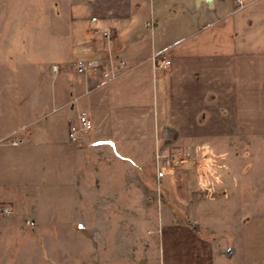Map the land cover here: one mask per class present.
<instances>
[{
    "label": "crops",
    "instance_id": "1",
    "mask_svg": "<svg viewBox=\"0 0 264 264\" xmlns=\"http://www.w3.org/2000/svg\"><path fill=\"white\" fill-rule=\"evenodd\" d=\"M103 28L112 38L102 35ZM83 56L104 67L124 60L123 73L105 82L99 69L67 68ZM80 113L93 127L72 142L69 126ZM7 138L22 142L2 144ZM234 139L252 143L253 152L264 156V0H0V183L17 185L23 176L6 171L27 166L31 156L48 159L51 173L39 190L46 196L34 205L37 218L47 210L39 217H58L57 226L71 218L54 205L67 201L63 173L72 155L80 160L79 193L94 197L89 202L103 196L108 202L113 195L99 189L103 172H114V156L143 167L154 155L156 163L174 166L181 160L173 154H188L180 163L185 167L207 148L213 180L207 186L215 187L216 158ZM262 176L257 208L249 214L238 206L228 210L227 219L241 222L229 225L235 240L222 244L220 231L204 229L212 233L207 237L194 217L176 222L166 208L156 264H264Z\"/></svg>",
    "mask_w": 264,
    "mask_h": 264
},
{
    "label": "rangeland",
    "instance_id": "2",
    "mask_svg": "<svg viewBox=\"0 0 264 264\" xmlns=\"http://www.w3.org/2000/svg\"><path fill=\"white\" fill-rule=\"evenodd\" d=\"M81 59L88 60V56ZM78 61L68 62L67 68L80 72L76 68ZM74 104L70 109L72 116L77 113ZM10 140H2V144L10 145ZM233 141L234 145L224 146L227 154L219 151V157L216 158L219 162L214 176L218 177L215 187L207 186L213 181L209 180L212 171H209L208 177L206 170L211 157V151L206 154L207 148L203 149V155L197 156L199 160H193L194 163L197 160L194 166L185 167H180V163L190 157L188 154L177 157L181 162H175L174 166L170 162L164 165L156 163L158 158L154 155L147 158L148 162L143 167L126 159L118 160L114 156V172H103V186L99 189L113 195L108 196V199L113 200L108 202L104 196V201L89 202L94 197L87 196L83 191L79 193L80 160L78 156L72 155L71 165L66 167L69 172H61L66 174L65 180L68 181L63 193L67 201H59L54 205L60 209L59 212L68 211L60 214L65 217L71 214V218L68 217L59 226L56 223L58 217H39L46 215L49 210L36 217L34 205L39 206L37 198L47 193L45 190L43 193L39 191L43 189L42 180H46L51 172L45 168L48 159L38 157L34 160V156H31L27 166L22 163L6 171L10 177L16 174L23 176L18 181L13 180L17 181V185L10 181L6 185L0 183V201L4 193L12 201L10 203L5 199L0 203V264H156L159 255L156 235L160 225L165 223L163 214L166 208L174 213L176 222H186L189 217H194L193 224H198L207 237L212 233L207 235L204 229L211 230L212 227L220 231L222 244L229 238L235 240L237 232L230 233V229L234 228L229 225L237 220L227 219V215H231L229 211L237 206L247 214L257 208L254 203L258 195L256 184L264 174L261 171L264 168V156L253 152L252 143L242 139ZM70 174L75 179L70 178ZM186 179L189 180L188 186H185ZM226 181L230 186L223 187ZM107 183L108 186H104ZM167 183L171 185L167 186ZM33 188L36 191L30 194ZM210 199H215V202L212 203ZM47 204L45 202L43 205L47 207ZM1 205H8L9 212L2 211ZM212 211L215 214H211ZM52 226L57 227L52 229ZM222 230L228 231L223 233Z\"/></svg>",
    "mask_w": 264,
    "mask_h": 264
},
{
    "label": "built area",
    "instance_id": "3",
    "mask_svg": "<svg viewBox=\"0 0 264 264\" xmlns=\"http://www.w3.org/2000/svg\"><path fill=\"white\" fill-rule=\"evenodd\" d=\"M239 4L241 3V0H236ZM91 21L96 22L97 21V17L93 16L91 18ZM102 35L106 38V39H110L111 37V32L110 29L107 28H103L102 30ZM160 53L154 54L152 56V58L154 60H158L161 56ZM161 62L167 64L169 63L168 60H161ZM161 65V63H160ZM124 66H125V61L123 60H119L117 62V64L112 65V67H104L102 66V64L96 60L93 59H88V60H80L76 63V68L80 71V72H89V71H95L97 69H99L103 75V77L105 78V82H109L114 80L115 78H117L118 76H120L123 73L124 70ZM101 68V69H100ZM58 69V65L57 64H53L52 65V70L56 71ZM93 127V123L92 120L85 114H79L77 116V119L70 124L69 126V130H68V137L71 141H77L79 138V135L82 133H88ZM22 140H12L11 144L13 145H17L19 143H21ZM180 153H175L172 156L173 157H181ZM2 211L4 212H9V209L7 206H4L2 208Z\"/></svg>",
    "mask_w": 264,
    "mask_h": 264
},
{
    "label": "water",
    "instance_id": "4",
    "mask_svg": "<svg viewBox=\"0 0 264 264\" xmlns=\"http://www.w3.org/2000/svg\"><path fill=\"white\" fill-rule=\"evenodd\" d=\"M206 1H208V0H206Z\"/></svg>",
    "mask_w": 264,
    "mask_h": 264
}]
</instances>
